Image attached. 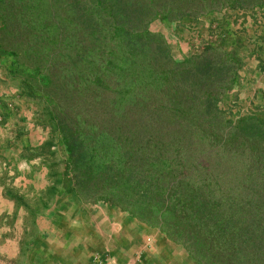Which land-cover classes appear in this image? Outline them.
<instances>
[{"label": "trees", "instance_id": "trees-1", "mask_svg": "<svg viewBox=\"0 0 264 264\" xmlns=\"http://www.w3.org/2000/svg\"><path fill=\"white\" fill-rule=\"evenodd\" d=\"M254 10L264 0H0L8 75L62 142L75 197L157 229L197 264H264V119L220 107L240 87L236 49L177 59L149 26ZM53 147L35 149L50 196Z\"/></svg>", "mask_w": 264, "mask_h": 264}, {"label": "crops", "instance_id": "crops-1", "mask_svg": "<svg viewBox=\"0 0 264 264\" xmlns=\"http://www.w3.org/2000/svg\"><path fill=\"white\" fill-rule=\"evenodd\" d=\"M259 11H222L198 20L185 17L156 32L164 36L177 59L209 47L236 49L244 61L241 83L227 96H237L241 112L252 115L253 106H260L264 111V13ZM5 65L1 61L0 68L4 67L6 72ZM3 92L6 91L0 95ZM227 96L223 98L226 104L229 103ZM228 100L232 101L231 97ZM30 137L3 148V153L17 170L20 166L30 167V179L19 177L17 171L16 179L23 182L22 186L40 193L52 185L49 170L43 164L44 159L40 165L35 164L33 161L38 158L35 155L26 158L25 152L30 149L39 156L35 149L45 139L36 138L33 144ZM4 186L0 184V264H94L93 258L105 253L117 264H197L181 246L169 241L157 229L147 227L113 206L87 210L78 200L74 203L75 210L68 209L67 204L57 206L55 215L49 212L43 217L37 216L35 225L27 226L24 224L27 213L17 209L5 196Z\"/></svg>", "mask_w": 264, "mask_h": 264}, {"label": "rangeland", "instance_id": "rangeland-1", "mask_svg": "<svg viewBox=\"0 0 264 264\" xmlns=\"http://www.w3.org/2000/svg\"><path fill=\"white\" fill-rule=\"evenodd\" d=\"M260 13H264V12L262 11ZM259 18L260 20H262L263 16H260ZM167 24L168 23L166 22V20L163 17H160L150 24L149 30L154 33H158L156 31L159 29H163L165 26H168ZM1 54H2L1 61L2 63L6 64L5 65L6 72L3 71L4 67L2 69L0 68V87H1L0 92L4 90L6 92H3L2 95H0V184H5L4 186L5 196L7 190H13L20 197H22L25 205H27L30 211L25 210L21 206H17V204H15L14 201H12L11 199L10 200L15 204V207L17 209L21 208L23 211H25V213H27V217L25 218L24 224L32 227L35 225V219L37 216L43 217L49 212L52 213L51 216L55 215L54 212H57V208H58L57 206L61 207L62 205L67 204L70 206L68 209L75 210L76 207L74 205L77 203L78 199L74 195L72 183L68 174V169L66 166V154L62 142L59 140L56 134L52 133L50 128L40 124L39 117L37 115L39 112V105L33 103L32 101L25 100L24 98H22L19 89L17 88V83L11 80V76L8 75L9 71L12 72L16 70V67H14V63H13L14 62L13 57L8 54H3V53ZM240 83H241V76H240ZM235 90L237 89H234L233 91ZM233 91H231L230 93L231 94L234 93ZM230 97L232 101L228 100L230 99ZM226 101L227 102L229 101V103L226 104V102L222 100L220 103V107L223 110L230 112L236 118L257 116L259 119H264V111L262 108H260V106L252 107V109L254 108L252 115L251 114L244 115L240 109V107H242L241 104L237 103V96L235 97L227 96ZM248 103L249 101L247 100L246 106H249ZM250 103L251 106L254 104L252 101ZM29 135H31L30 138L33 141L32 142L33 144H35L36 138L45 139V141L51 139L53 141L54 147L51 150L52 152L56 153L55 164L58 165V167L55 169V173L58 176H60L61 182L63 181V178H65L64 184L63 185L60 184L57 187V192L54 195L50 196L46 192L47 189L43 192L37 193L35 191H32L31 189L29 190L28 187L22 186L23 182L17 181L16 179L17 172L19 173L18 174L19 177L23 175L24 177L27 178L30 174V170H31L30 167L20 166L18 167L17 170L16 165L13 166L11 164L12 160H9V158L3 153L4 152L3 148L5 147L7 148V146H10L11 144L12 145L15 144L17 141L21 140V138L27 139ZM29 150L30 149H26L25 152L26 158H31L35 155V157L39 159L33 161V163L38 164L43 159L45 160L47 159L48 162L46 163H50V159L48 158L47 152L46 153L42 152L44 158H39L41 156H38L35 153L33 154ZM37 167L38 166H36V168ZM36 172L37 174L39 173L37 170ZM31 177L28 178L30 179ZM105 208H111V207L110 205H105V204L85 206V209L87 210L105 209ZM32 212H34V214H32ZM30 236H32V234Z\"/></svg>", "mask_w": 264, "mask_h": 264}, {"label": "built area", "instance_id": "built-area-1", "mask_svg": "<svg viewBox=\"0 0 264 264\" xmlns=\"http://www.w3.org/2000/svg\"><path fill=\"white\" fill-rule=\"evenodd\" d=\"M94 264H117V262L108 254L97 255L93 258Z\"/></svg>", "mask_w": 264, "mask_h": 264}]
</instances>
